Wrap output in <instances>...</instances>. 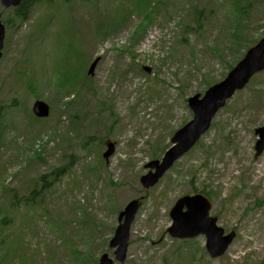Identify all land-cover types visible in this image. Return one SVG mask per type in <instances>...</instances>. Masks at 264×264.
Wrapping results in <instances>:
<instances>
[{
    "label": "rangeland",
    "instance_id": "374dc122",
    "mask_svg": "<svg viewBox=\"0 0 264 264\" xmlns=\"http://www.w3.org/2000/svg\"><path fill=\"white\" fill-rule=\"evenodd\" d=\"M247 1L235 2L243 8ZM247 6L240 10L232 0H57L33 6L24 21L0 6L6 26L0 219L8 224L0 226L2 264H96L102 254L114 260L108 241L117 211L136 197L143 201L124 264L264 263V153L254 159V130L264 123V72L227 101L156 186L145 192L139 183L152 155L191 119L187 98L221 81L264 38V0ZM38 33L44 36L37 39ZM79 63L86 92L77 100L75 88L67 91L50 76L56 65L64 83L73 85ZM37 99L50 107L42 121L30 112ZM107 141L115 152L104 163ZM15 143H26L30 153ZM24 154L42 159L28 164ZM61 166L68 168L52 174ZM38 175L54 181L29 193ZM2 187L24 194L30 208L10 209ZM195 191L210 196L217 224L236 232L219 260L206 255L203 236L185 243L167 233L172 205Z\"/></svg>",
    "mask_w": 264,
    "mask_h": 264
},
{
    "label": "water",
    "instance_id": "95a60500",
    "mask_svg": "<svg viewBox=\"0 0 264 264\" xmlns=\"http://www.w3.org/2000/svg\"><path fill=\"white\" fill-rule=\"evenodd\" d=\"M22 0H0L5 8L16 7ZM4 27L0 23V57L3 48ZM96 62H94L89 74H92ZM264 70V40L250 48L244 58L228 74L221 83L209 88L202 99L196 95L188 100V106L192 110V120L179 129L172 137L173 145L163 156L161 161H152L146 165L150 171L140 179L144 191L153 187L164 173L171 168L173 163L188 152L199 138L209 129L210 123L216 112L222 108L236 90L242 89L249 79L257 72ZM150 72V70H147ZM33 114L39 118L48 116V107L41 101H36L32 107ZM259 140L255 144V158L264 150V125L255 130ZM107 152L103 155L107 159L113 153V145L107 144ZM154 170V172H151ZM141 201L139 199L129 202L124 210L119 213L118 226L113 238L109 242L110 248H116L115 260L120 264L125 261L128 246L129 228L134 220ZM210 203L202 195L184 196L179 198L170 211L172 226L168 234L176 239H192L199 235L206 237V251L211 258L222 256L234 238V233L223 237V230L217 228L216 219L209 217ZM98 264H115L107 255L99 258Z\"/></svg>",
    "mask_w": 264,
    "mask_h": 264
},
{
    "label": "trees",
    "instance_id": "16d2710c",
    "mask_svg": "<svg viewBox=\"0 0 264 264\" xmlns=\"http://www.w3.org/2000/svg\"><path fill=\"white\" fill-rule=\"evenodd\" d=\"M51 1L52 0H24L22 2V4L13 11V15H14V17L16 19L26 20L28 14L30 12V8H31V6L33 4H38V3H42V2L48 3V2H51ZM234 1H237V0H234ZM248 1H247V4L244 5V7L242 9L245 10L246 8H248V6H247L248 5ZM239 7H241V5L238 3V8ZM238 29H239V27H238ZM239 31H240V33L242 32L241 29H239ZM11 106H13V105H11ZM33 139H34V136H32V140ZM1 143H2V139L0 138V145H1ZM15 145L18 147L19 150H22L24 153H30L29 148L27 147L26 143H25L24 146H20L19 144H16V143H15ZM24 159L28 160L29 163H31L32 160L42 159V157L40 155L37 158H34V157L30 158V157H28V155L26 156L24 154ZM67 168L68 167H64V166L56 168V169L53 170L52 174L57 175V174L61 173L63 170H67ZM53 181L54 180L49 181L48 177L46 175H38L32 180V182H31L32 188L29 191V193L34 192L35 190L39 191V192H42V190L48 189L49 184L51 182H53ZM3 193L7 195V199H8L7 200V204H8V207L10 209L18 208L19 205L24 206L25 208H30L31 205L29 204V202H30L29 198H26L25 199L26 203H23V200L25 198L24 194H21L19 196L18 191H16V190H8V189H4ZM2 220H3V223H2ZM6 223H7V218H3L2 217L0 219V226L1 225L2 226H7L8 224H6ZM0 237H1V234H0ZM0 263L2 264V262H0Z\"/></svg>",
    "mask_w": 264,
    "mask_h": 264
}]
</instances>
